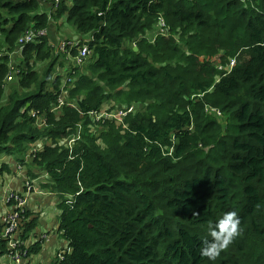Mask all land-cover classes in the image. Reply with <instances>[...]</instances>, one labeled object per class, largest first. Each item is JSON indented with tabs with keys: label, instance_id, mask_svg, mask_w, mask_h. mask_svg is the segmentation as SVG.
I'll return each mask as SVG.
<instances>
[{
	"label": "trees",
	"instance_id": "1",
	"mask_svg": "<svg viewBox=\"0 0 264 264\" xmlns=\"http://www.w3.org/2000/svg\"><path fill=\"white\" fill-rule=\"evenodd\" d=\"M45 2L0 0V81L24 31L53 32L20 58L22 92L6 103L0 82V159L23 161L30 143L80 121L64 107L63 120L40 130L30 116L56 105L64 67L78 76L68 96L80 108L114 91L117 103L149 104L125 120V134L109 123L102 145L86 131L74 160L59 147L35 160L52 189L73 198L57 208L72 250L64 264H264V0H64L54 30ZM66 22L86 41L73 55L90 52L80 66L54 48ZM232 59L224 76L215 63ZM0 163L6 187L12 169ZM25 240L27 255L25 245H2L0 257L31 264L40 238Z\"/></svg>",
	"mask_w": 264,
	"mask_h": 264
},
{
	"label": "clouds",
	"instance_id": "2",
	"mask_svg": "<svg viewBox=\"0 0 264 264\" xmlns=\"http://www.w3.org/2000/svg\"><path fill=\"white\" fill-rule=\"evenodd\" d=\"M62 1L64 0H47L45 4L42 6L43 12L47 13V15L50 17L51 23L54 25L53 30L57 28V26L54 24L53 20V14L56 12V10L60 7ZM100 17L104 16L105 13L100 12L98 13ZM67 23V22H66ZM159 26L160 28L165 27V22L162 16L159 17ZM104 25V24H102ZM34 32L36 35L32 41L26 42V41H21V39L25 38L28 32ZM39 32H44V35L38 36ZM65 36H61V39L57 42V44L54 46L56 48V53H61L62 57H60V61H63V57L65 59L70 58V57H78V66L82 65L83 62L85 61L86 58L89 57L90 52L89 51H82L80 52L77 56L73 55V50L77 49L79 51L81 43H85L86 41L82 40L83 36H80L78 33L75 31L71 32H66L65 31ZM49 34H53V32H49L47 28H38L34 27L32 25L30 28H28L26 31L22 33L20 38L17 41L16 47L17 50L14 52L9 53V62L7 63V71L6 74L1 82L2 88L5 93V85L10 86V92L7 94V97L5 98V102L9 100V95L12 91H18L22 92L23 89L21 87V82H20V77L19 75L22 73L20 69V58L23 57V53L26 49V47L29 44L32 43H41L42 39L46 38ZM69 34V36H68ZM148 39L152 41L154 39L151 35L148 36ZM87 40V39H85ZM135 51L138 50L137 47H135ZM16 59H14V57ZM18 61V63H16ZM49 64L48 61L44 63L46 66ZM73 64V63H72ZM236 65V59H232L230 61V64L228 66H223V67H230V71H225L224 76L229 74L233 68ZM65 66H70V65H65ZM76 66V65H75ZM72 67V66H71ZM64 69L67 70L66 67ZM69 69H71L69 67ZM73 70H71L72 72ZM224 71V70H223ZM73 74L76 78L78 76ZM63 76L60 90L58 92V100L56 105H54L49 112L47 111H41V110H32L30 112V116L32 119H34V124L37 126L38 129L40 130H45L49 129L54 126L55 122H59L63 120V111L64 107H68L70 109H73V112H76L79 115V122H75L73 126H70L68 124L67 128L64 130L65 133L62 136H59L58 138H53L52 136L48 137H43L40 138L32 143H30L27 147V150L25 152V155L23 157V161L17 160L20 163H17L14 165V168L12 171L14 174L22 178V189L21 190H15V189H9L8 192V198L7 201L4 203L5 205V211L0 214V227H2L4 221L6 218L15 212L20 213V225L18 230L12 235V238L10 240H17L21 242L23 245L26 246V250L29 246L27 244L25 238L28 233H30V228L33 224V220L37 222L38 218H33L31 211L28 209V203L30 200L31 195L36 192V186H35V180L29 176V173L26 171L27 165H31L34 167L35 171H40L43 172V178L47 179L48 181L51 180L50 174L48 171H43L41 170L37 165H35V160L39 159V155L45 151L46 148L51 147V148H56L59 147L60 149H68L69 154H70V160H74L76 156H74V148L77 146L79 142H81L83 135L86 131L90 130L91 133L96 135L98 137L97 143L99 145L104 144L103 140L100 138L101 133L105 131L106 127L108 126L109 123L111 124H116L117 129L122 134H125L128 131H131L128 128V125L125 123V120L130 117H135L138 115L142 116L145 114L147 107L149 104H142L138 102H132V103H117L116 100L114 99V96L116 95V91L111 92V96L113 98L106 100L101 106L95 108V109H83L78 106V104L75 101H69V96L68 93L69 91L72 90L74 86H70L71 83L75 81V77L69 78L65 74H61ZM222 77L219 76V80L217 79V83L220 81ZM15 83V84H14ZM70 87V88H68ZM68 88V89H67ZM123 91H129V88L126 86H123L122 88ZM212 89H210L208 92H210ZM68 91V92H66ZM205 93L201 94L200 96H203ZM28 105L27 107H29ZM72 123V122H69ZM138 132V131H136ZM11 158L10 155H5L3 158L0 159L1 162L7 165V162L2 161L4 158ZM1 166V163H0ZM35 176V175H34ZM53 183H51L50 188H52ZM47 183L43 185L44 188H47ZM58 193V192H57ZM14 196L15 198H11V196ZM60 196L59 202H62L63 198L67 199V204H71V200L73 199L71 196H67L61 193H58ZM17 198V199H16ZM20 202H23V205H20ZM23 211V212H22ZM63 213V211H61ZM58 232L62 233V236L64 237V232L60 229L59 221H58ZM32 233V232H31ZM65 238V237H64ZM66 239V238H65ZM67 240V239H66ZM41 242V241H39ZM8 241L5 240L1 233H0V247L2 245L8 246ZM39 247V245H37ZM40 251V248H39ZM39 253V252H38ZM72 253V250L69 246L67 250L63 249L60 251L59 255L56 257L57 261L59 264H64ZM2 258V257H0ZM10 257H7L6 259L8 260V264H11V260H9ZM55 264V263H53Z\"/></svg>",
	"mask_w": 264,
	"mask_h": 264
},
{
	"label": "crops",
	"instance_id": "3",
	"mask_svg": "<svg viewBox=\"0 0 264 264\" xmlns=\"http://www.w3.org/2000/svg\"><path fill=\"white\" fill-rule=\"evenodd\" d=\"M9 159L10 158L7 157L2 161L8 163ZM12 167L14 168V166ZM26 171L29 173V176L35 180L36 186V192L31 195L27 206L32 213V217L38 218V226L32 233H28L26 238H29L30 242L39 240V238L41 241L36 243L39 245L40 251L32 256L31 264H59L56 259L57 253L63 249L67 250L69 248V241L62 236V233L57 231L59 216L61 214V211L57 210L60 196L52 188L43 187L46 183L51 184L50 181L41 176L43 172H34L30 165H27ZM6 179H8V186L5 188L0 186V191H4L5 189H22V178L14 174L13 171L12 177L8 176ZM0 182H4L2 176H0ZM0 211H5V205L2 199L0 202ZM0 214L2 213L0 212ZM47 231L55 232L45 239L42 233ZM0 264H8V260L6 258H0Z\"/></svg>",
	"mask_w": 264,
	"mask_h": 264
},
{
	"label": "built area",
	"instance_id": "4",
	"mask_svg": "<svg viewBox=\"0 0 264 264\" xmlns=\"http://www.w3.org/2000/svg\"><path fill=\"white\" fill-rule=\"evenodd\" d=\"M42 35H44V32L38 33V36H42ZM35 36L36 35L34 34V32L30 31L27 33L25 38L21 39V41L22 42L23 41H26V42L32 41ZM11 198H15V197L12 195ZM20 205H23V202H20ZM20 220H21V217H20L19 212H15V213L10 214L6 218V220L4 221L2 227H0V233H1L2 237L8 241V243H9L8 246L10 248H13V249L19 248L22 251L21 247L23 244L21 242H19L17 240H10L12 238V235L18 230L19 225H20ZM22 252H24L27 255V250L22 251ZM11 255H12V259L16 260L17 263L20 264L19 255L13 254V253H11Z\"/></svg>",
	"mask_w": 264,
	"mask_h": 264
},
{
	"label": "rangeland",
	"instance_id": "5",
	"mask_svg": "<svg viewBox=\"0 0 264 264\" xmlns=\"http://www.w3.org/2000/svg\"><path fill=\"white\" fill-rule=\"evenodd\" d=\"M58 31H59V34H60V36H65V31L66 32H71V31H75L68 23H65L64 24V26H63V30H59L58 29ZM76 32V31H75ZM0 43H2V44H4V40H3V38H1L0 37ZM14 57V59H16V57L15 56H13ZM16 63H18V61L16 62ZM215 66L220 70V71H230L231 70V68L230 67H223V66H221V63L220 62H216L215 63ZM65 72H66V69H64V74H65ZM218 80H219V77H218ZM15 84V83H14ZM10 92V86L9 85H5V98L7 97V94ZM17 160H20V159H18L16 156H11V158L9 159V161H8V163H7V165L10 167V168H13L12 166H14V165H16L17 163H20V162H18ZM31 166V165H30ZM32 167V166H31ZM33 168V170H34V172H35V169H34V167H32ZM40 172V171H39ZM36 173H38V172H36ZM5 188V187H4ZM2 197H3V190L2 191H0V202H1V199H2ZM49 206V205H48ZM1 213H3V211H0Z\"/></svg>",
	"mask_w": 264,
	"mask_h": 264
},
{
	"label": "water",
	"instance_id": "6",
	"mask_svg": "<svg viewBox=\"0 0 264 264\" xmlns=\"http://www.w3.org/2000/svg\"><path fill=\"white\" fill-rule=\"evenodd\" d=\"M136 50V49H135Z\"/></svg>",
	"mask_w": 264,
	"mask_h": 264
}]
</instances>
